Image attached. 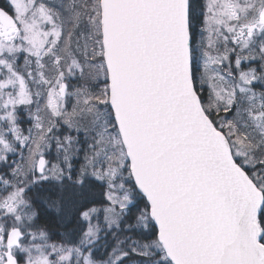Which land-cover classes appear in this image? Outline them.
<instances>
[{"label": "snow or ice", "instance_id": "6c2138e0", "mask_svg": "<svg viewBox=\"0 0 264 264\" xmlns=\"http://www.w3.org/2000/svg\"><path fill=\"white\" fill-rule=\"evenodd\" d=\"M0 264H264V0H3Z\"/></svg>", "mask_w": 264, "mask_h": 264}, {"label": "rangeland", "instance_id": "374dc122", "mask_svg": "<svg viewBox=\"0 0 264 264\" xmlns=\"http://www.w3.org/2000/svg\"><path fill=\"white\" fill-rule=\"evenodd\" d=\"M25 127H27V125H24ZM53 152H54V149H53Z\"/></svg>", "mask_w": 264, "mask_h": 264}, {"label": "flooded vegetation", "instance_id": "af4514ba", "mask_svg": "<svg viewBox=\"0 0 264 264\" xmlns=\"http://www.w3.org/2000/svg\"><path fill=\"white\" fill-rule=\"evenodd\" d=\"M1 1H3V0H1ZM1 1H0V2H1ZM1 3H2V2H1Z\"/></svg>", "mask_w": 264, "mask_h": 264}, {"label": "trees", "instance_id": "16d2710c", "mask_svg": "<svg viewBox=\"0 0 264 264\" xmlns=\"http://www.w3.org/2000/svg\"><path fill=\"white\" fill-rule=\"evenodd\" d=\"M55 230V229H54Z\"/></svg>", "mask_w": 264, "mask_h": 264}]
</instances>
